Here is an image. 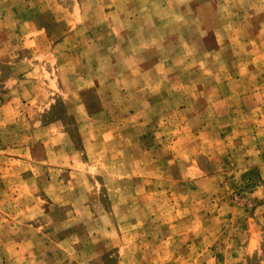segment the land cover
<instances>
[{
    "label": "rangeland",
    "instance_id": "374dc122",
    "mask_svg": "<svg viewBox=\"0 0 264 264\" xmlns=\"http://www.w3.org/2000/svg\"><path fill=\"white\" fill-rule=\"evenodd\" d=\"M0 264H264V0H0Z\"/></svg>",
    "mask_w": 264,
    "mask_h": 264
}]
</instances>
